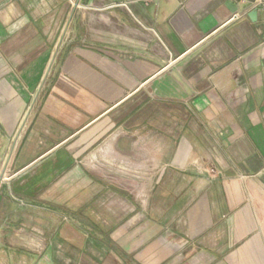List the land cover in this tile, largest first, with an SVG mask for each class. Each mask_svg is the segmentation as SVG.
Listing matches in <instances>:
<instances>
[{
  "label": "crops",
  "instance_id": "crops-1",
  "mask_svg": "<svg viewBox=\"0 0 264 264\" xmlns=\"http://www.w3.org/2000/svg\"><path fill=\"white\" fill-rule=\"evenodd\" d=\"M251 1L0 0V264H264Z\"/></svg>",
  "mask_w": 264,
  "mask_h": 264
},
{
  "label": "built area",
  "instance_id": "built-area-1",
  "mask_svg": "<svg viewBox=\"0 0 264 264\" xmlns=\"http://www.w3.org/2000/svg\"><path fill=\"white\" fill-rule=\"evenodd\" d=\"M247 0H241V2H246ZM253 10L260 11L264 15V0H252L249 2ZM241 17V14L235 13L230 18V21H236ZM9 158L6 160H0V183L7 179L5 177V172L8 171Z\"/></svg>",
  "mask_w": 264,
  "mask_h": 264
},
{
  "label": "water",
  "instance_id": "water-1",
  "mask_svg": "<svg viewBox=\"0 0 264 264\" xmlns=\"http://www.w3.org/2000/svg\"><path fill=\"white\" fill-rule=\"evenodd\" d=\"M248 17L251 21H255L256 17H257V11L256 10H252L250 13H248Z\"/></svg>",
  "mask_w": 264,
  "mask_h": 264
},
{
  "label": "rangeland",
  "instance_id": "rangeland-1",
  "mask_svg": "<svg viewBox=\"0 0 264 264\" xmlns=\"http://www.w3.org/2000/svg\"><path fill=\"white\" fill-rule=\"evenodd\" d=\"M105 2H109V0H105Z\"/></svg>",
  "mask_w": 264,
  "mask_h": 264
}]
</instances>
